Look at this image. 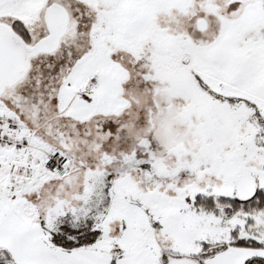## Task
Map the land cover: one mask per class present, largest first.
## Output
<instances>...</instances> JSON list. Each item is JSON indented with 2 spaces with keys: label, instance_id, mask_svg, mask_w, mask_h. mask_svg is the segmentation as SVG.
<instances>
[{
  "label": "snow or ice",
  "instance_id": "6c2138e0",
  "mask_svg": "<svg viewBox=\"0 0 264 264\" xmlns=\"http://www.w3.org/2000/svg\"><path fill=\"white\" fill-rule=\"evenodd\" d=\"M0 264H264V0H0Z\"/></svg>",
  "mask_w": 264,
  "mask_h": 264
}]
</instances>
